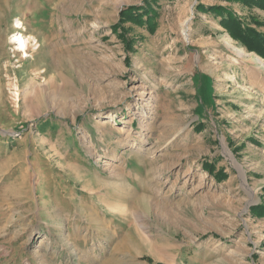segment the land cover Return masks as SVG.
I'll use <instances>...</instances> for the list:
<instances>
[{"label":"rangeland","instance_id":"obj_1","mask_svg":"<svg viewBox=\"0 0 264 264\" xmlns=\"http://www.w3.org/2000/svg\"><path fill=\"white\" fill-rule=\"evenodd\" d=\"M231 17L264 34L263 0H0V264H264V70L228 37L264 59Z\"/></svg>","mask_w":264,"mask_h":264},{"label":"trees","instance_id":"obj_2","mask_svg":"<svg viewBox=\"0 0 264 264\" xmlns=\"http://www.w3.org/2000/svg\"><path fill=\"white\" fill-rule=\"evenodd\" d=\"M230 1L246 2V0H230ZM124 17L128 21H134L136 23L141 21V18L133 14L132 9H130L129 12L124 15ZM254 22L258 26H261V23H259L258 21L254 20ZM223 24L227 28L229 35L234 40L239 41L249 52H254L264 59V34L251 28L243 29L241 25L238 23V20L234 19L233 17H231L229 21Z\"/></svg>","mask_w":264,"mask_h":264},{"label":"bare ground","instance_id":"obj_3","mask_svg":"<svg viewBox=\"0 0 264 264\" xmlns=\"http://www.w3.org/2000/svg\"><path fill=\"white\" fill-rule=\"evenodd\" d=\"M186 29H187L186 26H184V32H185L184 34L185 35H186ZM228 45H229V48L232 50V54H234L238 59H240V61H244V63L240 62V65L256 64V65H260L259 67L264 70V61L262 59H260L257 56H253L252 54H248L243 49H239V48L232 46V39L229 37H228ZM53 57H54V52L51 49L43 50L41 48L37 53V58H36L35 63H36V65H39L42 61H49ZM54 62H55V60L53 61V64H54ZM56 62H57L56 63L57 65H68L66 63V60L63 58H59L58 61L56 60ZM105 165L110 166L111 164L108 162Z\"/></svg>","mask_w":264,"mask_h":264},{"label":"clouds","instance_id":"obj_4","mask_svg":"<svg viewBox=\"0 0 264 264\" xmlns=\"http://www.w3.org/2000/svg\"><path fill=\"white\" fill-rule=\"evenodd\" d=\"M15 27L22 28L23 24L19 21L15 23ZM9 43H13L16 45V51H19L25 57L28 56V52L26 49L30 46V44H36V38L32 35L27 36L26 38L22 34H13L9 37ZM35 49H33L34 51Z\"/></svg>","mask_w":264,"mask_h":264}]
</instances>
